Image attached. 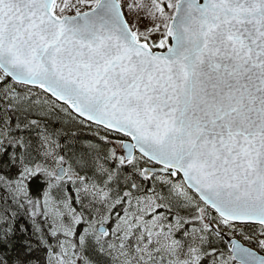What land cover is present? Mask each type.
Masks as SVG:
<instances>
[{"label":"snow or ice","instance_id":"6c2138e0","mask_svg":"<svg viewBox=\"0 0 264 264\" xmlns=\"http://www.w3.org/2000/svg\"><path fill=\"white\" fill-rule=\"evenodd\" d=\"M0 264H264V0H0Z\"/></svg>","mask_w":264,"mask_h":264}]
</instances>
